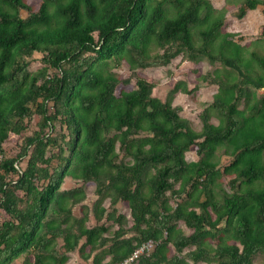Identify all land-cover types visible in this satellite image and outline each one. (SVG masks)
<instances>
[{"label":"trees","instance_id":"1","mask_svg":"<svg viewBox=\"0 0 264 264\" xmlns=\"http://www.w3.org/2000/svg\"><path fill=\"white\" fill-rule=\"evenodd\" d=\"M224 21L209 0H0V264H120L148 240L130 264H264V55ZM179 55L231 69L202 76L217 91L200 130L171 103L185 81L162 100L139 70Z\"/></svg>","mask_w":264,"mask_h":264},{"label":"rangeland","instance_id":"2","mask_svg":"<svg viewBox=\"0 0 264 264\" xmlns=\"http://www.w3.org/2000/svg\"><path fill=\"white\" fill-rule=\"evenodd\" d=\"M31 3L34 8L38 7L40 0H26ZM212 4V7L215 10H224L225 21L223 25V30L226 32L232 33L234 39L238 41L244 47V53L248 55L249 51H255L260 55H264V37H260V28L264 23V5H258L255 10L247 11L244 17L238 18L236 14L238 13V7L241 0H209ZM22 15H25L22 13ZM247 49V50H246ZM42 54L35 53L30 57V64L28 66L29 70L34 71L41 67L43 64L41 62ZM219 69L221 72L228 71L231 69L226 66L225 69L221 70L220 63H215L210 65L206 60H203L198 63L186 62L181 60V55L172 59L171 63L167 66L162 67H149L144 69H139L140 72L146 77L151 78L155 82V87L153 93L155 96L160 97V99L165 100L168 94V91L172 88L173 84L176 81L183 80L186 82L187 89H191L189 93L176 92L172 95L171 103L173 106H179V112L182 117H185L191 124V127L195 130H200L201 128V119L199 113L203 110L206 104L211 103L213 95L217 91V85L210 84L202 80V76L206 75L207 72H211L214 69ZM123 77L129 74L126 69V65H123L118 69ZM234 71V70H233ZM257 71H260L257 69ZM196 85V89L194 86ZM210 121L214 124L217 123V119L214 117L210 118ZM38 115L33 114L32 117L25 118L23 123L27 126V129L24 133L30 134L31 131L37 129ZM56 127H59V123L56 122ZM15 139L11 138L4 142V148L7 154L12 155L18 150ZM55 151V150H54ZM188 160H196L198 158L194 150L188 151L186 153ZM230 156L219 155V165L228 163ZM25 161V160H24ZM24 164V163H23ZM78 184L77 180L73 178L66 177L63 183V187H73ZM226 184V183H224ZM88 197L86 202L92 203L95 196L92 194L93 186L87 185ZM224 187L229 190L226 185ZM109 199L105 198L103 201L104 206H108ZM175 205V203H173ZM119 212L129 215V210L124 204L119 205ZM78 213V207L74 209ZM180 225L186 229L182 222ZM112 229L115 227H111ZM110 228V232L112 231ZM68 259L65 264H88L83 261V259L78 257L76 252L67 254ZM264 258V254H257L253 258L254 262H261ZM22 258L16 259L15 264H20ZM190 264L192 262L190 261ZM198 264H210L205 262H199Z\"/></svg>","mask_w":264,"mask_h":264},{"label":"built area","instance_id":"3","mask_svg":"<svg viewBox=\"0 0 264 264\" xmlns=\"http://www.w3.org/2000/svg\"><path fill=\"white\" fill-rule=\"evenodd\" d=\"M153 245V241L148 240L145 243L141 244L137 249H135L130 256H128L125 260H123L120 264H129L134 259H136L139 255L146 253L149 249H151Z\"/></svg>","mask_w":264,"mask_h":264},{"label":"crops","instance_id":"4","mask_svg":"<svg viewBox=\"0 0 264 264\" xmlns=\"http://www.w3.org/2000/svg\"><path fill=\"white\" fill-rule=\"evenodd\" d=\"M255 10V9H254ZM72 252H69L68 254H71ZM110 255H105L103 257V261H107L109 259ZM83 263V262H82ZM82 263H79V264H82ZM88 264H92V263H88Z\"/></svg>","mask_w":264,"mask_h":264},{"label":"clouds","instance_id":"5","mask_svg":"<svg viewBox=\"0 0 264 264\" xmlns=\"http://www.w3.org/2000/svg\"><path fill=\"white\" fill-rule=\"evenodd\" d=\"M144 243H145V242H144ZM141 244H143V243H141ZM138 247H139V246H138ZM138 247H137V248H138ZM137 248H135V249H137ZM135 249H134V250H135ZM134 250H133V251H134ZM133 251H132V252H133ZM131 254H132V253H131ZM131 254H130V255H131ZM130 255H129V256H130ZM137 258H138V257H137ZM137 258L134 259L132 262H135V261L137 260ZM124 260H125V259H124ZM130 263H131V262H130ZM130 263H129V264H130Z\"/></svg>","mask_w":264,"mask_h":264}]
</instances>
